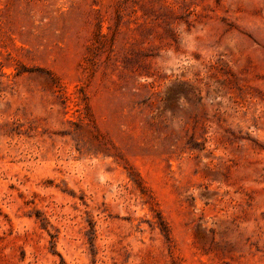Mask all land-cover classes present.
Here are the masks:
<instances>
[{"label": "rangeland", "instance_id": "rangeland-1", "mask_svg": "<svg viewBox=\"0 0 264 264\" xmlns=\"http://www.w3.org/2000/svg\"><path fill=\"white\" fill-rule=\"evenodd\" d=\"M0 264H264V0H0Z\"/></svg>", "mask_w": 264, "mask_h": 264}]
</instances>
